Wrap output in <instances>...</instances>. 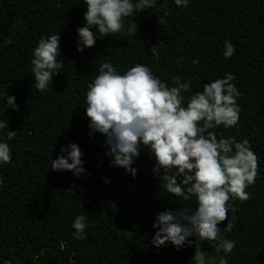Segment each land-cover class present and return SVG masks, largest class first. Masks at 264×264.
Masks as SVG:
<instances>
[{
    "label": "trees",
    "instance_id": "obj_1",
    "mask_svg": "<svg viewBox=\"0 0 264 264\" xmlns=\"http://www.w3.org/2000/svg\"><path fill=\"white\" fill-rule=\"evenodd\" d=\"M86 10L85 0H0V121L17 133L7 141L11 163L0 164V264H190L194 258V244L177 251L151 241L157 214L195 209V198L185 201L160 188L147 149L135 159L133 179L110 166L105 137L90 135L87 86L106 62L121 74L143 64L169 87L174 76L190 80V90L182 92L186 99L204 84L234 75L242 94L238 127L214 131L218 138L250 142L259 157L258 176L246 189L251 198L230 200L228 220L218 225L224 239L235 241L232 253H217L214 242L200 246L208 264H217L219 256L228 264H264V0H189L187 7L155 0V7L124 18L121 33L97 32L95 46L78 52L77 29L86 23ZM134 22L137 32L130 33ZM53 34L60 35L64 66L41 92L31 72L33 50L41 37ZM225 41L235 46L227 59ZM153 46L159 60L150 52ZM7 96L15 97L19 111L5 108ZM71 143L84 154L85 172L78 177L51 169ZM82 214L81 240L72 224ZM228 222L233 228L223 232Z\"/></svg>",
    "mask_w": 264,
    "mask_h": 264
},
{
    "label": "clouds",
    "instance_id": "obj_2",
    "mask_svg": "<svg viewBox=\"0 0 264 264\" xmlns=\"http://www.w3.org/2000/svg\"><path fill=\"white\" fill-rule=\"evenodd\" d=\"M174 3L187 7L189 0ZM85 4L86 23L77 29L78 52L95 46L97 32L101 37L121 33L125 29L124 18L155 7V0H85ZM137 28L134 22L127 30L136 33ZM6 42L10 44L11 40ZM150 52L159 60L157 46ZM234 53L235 46L225 41L224 57L231 58ZM33 56L35 88L43 92L64 66L60 35L41 37ZM234 80V75L226 73L224 78L204 84L202 91L186 99L182 92L190 90V80L183 82L174 76L175 86L169 87L143 64L137 63L121 74L106 62L87 86L84 110L90 122V135L99 133L105 137L110 166L123 168L135 179L138 169L133 164L142 148L147 149L155 159L153 173L159 176L160 188L185 201L195 198V209L169 208L157 214L153 228L158 231L151 241L158 249L170 243L177 251L186 244H194L196 251L190 264H208V253L200 246L203 241L214 242L217 253H232L235 241L224 239L218 225L228 220L230 200L251 198L246 189L254 185L258 176L259 157L250 142L232 136L218 138L214 131L221 126L238 127L241 108L237 101L242 94ZM6 107L19 111L14 96L6 97ZM16 136V132L9 131L8 122L0 121V164L11 163L7 141ZM61 152L66 156L52 160L53 171H69L77 177L85 172L84 154L77 144L62 147ZM72 227L77 239H85L86 216H77ZM232 228L233 224L228 222L223 232H231ZM189 237H195V241ZM217 264H228L226 257L219 256Z\"/></svg>",
    "mask_w": 264,
    "mask_h": 264
}]
</instances>
